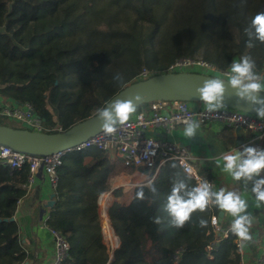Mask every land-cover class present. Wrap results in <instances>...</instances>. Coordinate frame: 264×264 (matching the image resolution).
I'll return each instance as SVG.
<instances>
[{"label":"trees","instance_id":"16d2710c","mask_svg":"<svg viewBox=\"0 0 264 264\" xmlns=\"http://www.w3.org/2000/svg\"><path fill=\"white\" fill-rule=\"evenodd\" d=\"M258 12H264V0H0V96L30 104L43 132L52 134L97 114L138 82L143 69L155 76L192 58L225 71L251 56L264 75V44L253 40L249 48L244 31ZM117 73L123 86L113 81ZM251 146L264 149V139ZM137 170L148 172L124 167L97 148L63 157L55 206L46 220L70 245L58 264H241L232 219L220 223L219 236L214 233L217 207L193 213L183 228L171 226L164 206L173 180L190 178V187L196 186L175 161L163 164L156 177V170H149L156 195L151 184H140L129 204L110 205L108 218L119 238L112 257L99 199L109 192L119 198L122 189L113 190L115 180ZM29 175L28 165L11 169L0 163V264H26L32 257L15 220L28 195ZM140 190L143 200L137 198ZM254 214L264 216V207ZM201 219L207 221L204 228Z\"/></svg>","mask_w":264,"mask_h":264},{"label":"built area","instance_id":"2783aa9c","mask_svg":"<svg viewBox=\"0 0 264 264\" xmlns=\"http://www.w3.org/2000/svg\"><path fill=\"white\" fill-rule=\"evenodd\" d=\"M229 69L220 71L210 62L183 58L171 65L166 72L199 73L227 81L226 74ZM150 77H152L151 72L143 69L137 80L142 81ZM3 98L7 101L3 103L4 100L0 99V123L11 125L10 127L14 128L43 132L42 122L30 104H18L12 98L5 96ZM185 119L196 120L201 125L217 123L225 127L244 130L252 134L254 140L264 139V121L259 120L257 115L226 106L220 112L207 113L203 103L159 102L150 104L149 108H142L134 113L126 124L118 128L114 135H106L101 131L89 138L87 142L57 154L46 157L31 156L0 147V163L11 169H22L28 165L30 168L28 188L34 184L36 175L43 171L49 187L55 190L58 181L57 169L61 166L63 157L68 153L97 148L108 154H114L116 160L127 168L159 170L163 164L175 161L184 173L196 181V185L201 179H206L214 185L211 179L202 177L196 171L188 149L171 139L149 136L150 133L159 131L171 133L175 128L184 126L183 120ZM146 149L149 154H146ZM152 151L155 152V155L150 154ZM209 207L215 208L216 206L210 205ZM213 226L214 233L219 236L221 227L218 217L213 218ZM49 231L54 236L56 244L54 264H58L67 257L70 245L58 233L52 229ZM239 252L243 257L244 251L239 249ZM180 253L181 251L176 252V262L179 260ZM241 264H245L243 258ZM254 264H264V251L258 255Z\"/></svg>","mask_w":264,"mask_h":264},{"label":"clouds","instance_id":"9594fccd","mask_svg":"<svg viewBox=\"0 0 264 264\" xmlns=\"http://www.w3.org/2000/svg\"><path fill=\"white\" fill-rule=\"evenodd\" d=\"M249 37L248 47H254L253 40L264 44V12H258L245 28ZM227 81L220 78L205 80L196 89V95L203 103L207 113L220 112L225 107V99L229 93L234 95L238 102L247 103L256 112L257 118L264 121V75L257 72V66L251 56H244L238 62L230 65ZM113 81L123 86L124 77L117 73ZM142 97L136 96L128 100L117 99L110 106L97 110V118L101 122V131L106 135H114L118 128L126 124L136 113L137 105ZM183 135L189 139L198 135L200 122L183 120ZM146 154H149L146 149ZM151 155H155L152 151ZM222 162V170L229 174L234 181L242 182L245 190L251 185V193L255 197L256 207H264V149L244 145L240 150L236 148L223 152L217 158V166ZM190 178H176L172 182L170 194L164 206L170 218V224L176 228H183L191 220L193 213L205 212L210 205L233 217L230 231L237 238L238 248L243 251L252 241L250 229L253 217L248 213V202L238 191H228L224 188L214 190V185L206 179H201L196 186L190 187ZM151 184V182H150ZM150 191L157 194L154 184ZM137 198L143 200L144 192L140 190ZM154 223L160 224L161 219L156 217ZM201 228L207 226V221H199Z\"/></svg>","mask_w":264,"mask_h":264},{"label":"crops","instance_id":"0c3cea01","mask_svg":"<svg viewBox=\"0 0 264 264\" xmlns=\"http://www.w3.org/2000/svg\"><path fill=\"white\" fill-rule=\"evenodd\" d=\"M147 108H149V106ZM183 130L184 126H179L171 133L159 131L157 133H150L149 136H160L166 139H171L175 143L184 146L186 149H188L193 158L192 163L196 171L202 177L211 179L214 182L215 190L218 191L221 188H224L228 191H235L233 183L226 180L229 174L222 170V162L220 163V166H217V158L223 152H228L235 148L240 150L242 146H251L255 143V141L259 140H254L252 134L244 130L225 127L217 123L210 125L200 124L198 135L192 139L185 137L183 135ZM108 155L112 161H117V158L114 154ZM159 170H156L154 177L158 175ZM133 179H140L141 183L137 185L150 184V182H152L149 170L148 172H141V170H137L131 175L122 173L115 180L113 186V190L122 189V195L115 199L112 192L106 193L111 194L112 196V200L109 201L110 205L115 200L123 205L129 204L132 199V189L134 187L131 185V181H133ZM238 192L241 194L242 198L248 202L247 211L251 214L253 219H255L252 221V228L250 229L252 241L244 248V255L242 257L245 261V264H254L255 257H258V255L264 251V216L254 214V211L257 210V207L255 206L256 201L254 195L251 193V190L249 192H241L240 189H238ZM52 194H55L54 190L49 187L47 178L43 171H40L36 175L34 184L28 188L27 197L21 200L18 204L15 220L17 221L20 228V239L32 256L30 261L26 264L54 263L56 254L55 239L46 226V220L50 215L51 209H44L43 207V204L51 199ZM107 199V197H104L102 200L105 203ZM42 209L44 210L43 214H41ZM108 209L106 212L107 217ZM221 212L222 211L220 210V213ZM99 213L101 217L104 242L107 245L109 252L112 254L111 256L113 257V252L119 247V238L114 234V230L111 227L113 236L115 235V239L110 242H108L106 239V232H104L102 223L103 215L100 199ZM229 219L233 220V217L224 213V217L221 219V221L219 220V223H222L223 221L225 222ZM108 222L111 226L110 220Z\"/></svg>","mask_w":264,"mask_h":264},{"label":"water","instance_id":"95a60500","mask_svg":"<svg viewBox=\"0 0 264 264\" xmlns=\"http://www.w3.org/2000/svg\"><path fill=\"white\" fill-rule=\"evenodd\" d=\"M204 74L188 72H166L157 74L146 80L130 84L116 95H114L104 107L119 100H128L136 96L142 97V101L137 105V109L142 105H150L159 102H192L202 103L196 95V89L205 80L213 79ZM226 81V80H225ZM225 106L228 108L243 111L256 115L252 107L247 103L238 102L231 93L225 99ZM240 130V129H237ZM101 132V122L97 114L74 125L66 131L57 133L36 132L27 129H19L0 124V147L8 148L14 152L31 156L46 157L57 154L88 141ZM55 194L51 199L43 204L44 209H52L55 206ZM44 210H41L43 214ZM224 217V213L219 214V220ZM255 219H253L254 221Z\"/></svg>","mask_w":264,"mask_h":264},{"label":"bare ground","instance_id":"6f19581e","mask_svg":"<svg viewBox=\"0 0 264 264\" xmlns=\"http://www.w3.org/2000/svg\"><path fill=\"white\" fill-rule=\"evenodd\" d=\"M107 198L112 199L111 194H107ZM109 205H110L109 201H106L105 203L103 201V204L101 205V209L103 210V212H102L103 222L102 223H103L104 232H106L105 235H106V239L108 242L113 241L115 239L114 238L115 235L113 236V232H112V228H111L112 226L109 225V222H108L109 220H108V217L106 215V212H107Z\"/></svg>","mask_w":264,"mask_h":264},{"label":"rangeland","instance_id":"374dc122","mask_svg":"<svg viewBox=\"0 0 264 264\" xmlns=\"http://www.w3.org/2000/svg\"><path fill=\"white\" fill-rule=\"evenodd\" d=\"M1 98L4 100L3 96H0V99H1ZM3 100H2V101H3ZM6 101H7V99H6ZM6 101L4 100L3 103H5ZM10 126H11V125H10ZM225 177H227V176H225ZM226 180H227V181H231V182L233 183V187H234V190H235V191H238V189H240L241 192H244V191L249 192V191H250L251 185L248 186V190H245V187H244L243 183H242V182L234 181L230 175L226 178ZM139 183H141V182H140V179H133V181H131V185H133V186H135V185H137V184H139ZM103 197L106 198V197H107V194H106V195H103V196L100 198V205L103 204V200H102ZM111 200H112V199H109V198H108L107 201H111ZM102 212H103V210H102Z\"/></svg>","mask_w":264,"mask_h":264}]
</instances>
